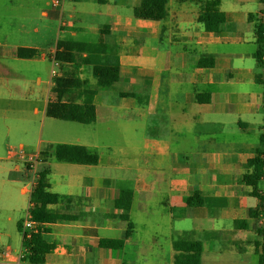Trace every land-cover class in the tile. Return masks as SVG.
<instances>
[{
  "label": "crops",
  "instance_id": "1",
  "mask_svg": "<svg viewBox=\"0 0 264 264\" xmlns=\"http://www.w3.org/2000/svg\"><path fill=\"white\" fill-rule=\"evenodd\" d=\"M54 2L45 3L48 9L42 16L61 18L50 38L55 43H91L98 51L102 39L117 47L118 82L110 90H98L93 100L96 119L89 125L106 130L129 116L132 137L131 150L124 154L104 130V140L95 145L61 143L97 153L96 165L54 161L49 153L39 159L49 167L48 190L71 198L49 207L72 217L43 225L47 231L42 238L54 248L40 264H174L172 241L185 233L207 247L200 264H259L254 243L262 242L255 227L262 187L259 181L253 187L243 179L254 173L250 161L263 151L259 56L264 46L256 34L262 0H168L163 8L142 6L141 0ZM206 11L226 14L227 19L218 30L207 31L199 19ZM103 29L108 30L101 34ZM49 30L41 21V40ZM83 31L98 36L91 41L77 38ZM66 34L72 38H63ZM18 47L40 49L39 44H20L12 55L39 60L18 58ZM0 56L5 57L1 49ZM85 67L90 66L77 65L78 76L92 84ZM56 71L63 76L60 64ZM51 77L52 72L49 89ZM22 81L23 106L47 118L49 94L39 110L30 99L27 78ZM5 92L11 104L12 84ZM62 100L82 103L84 96L67 92ZM39 143L38 151L43 148ZM35 176L21 189L27 201ZM122 189L132 192L128 210L115 206ZM193 192L201 196V206L185 205ZM4 245L9 256L0 251V264H16L24 249L22 237L0 234V247Z\"/></svg>",
  "mask_w": 264,
  "mask_h": 264
},
{
  "label": "rangeland",
  "instance_id": "2",
  "mask_svg": "<svg viewBox=\"0 0 264 264\" xmlns=\"http://www.w3.org/2000/svg\"><path fill=\"white\" fill-rule=\"evenodd\" d=\"M47 1L0 0V49L5 55V57L0 56V234L11 235L14 238L21 237L18 224L27 219V194H21V189L23 185L31 184L34 173L37 175L38 170L44 169L43 162L39 159L48 153L50 156L52 146L70 142L87 146L95 145L104 140L103 135L100 134L104 130L108 136L111 135V143L116 144L120 154L131 150L132 133H130L129 116L124 115L118 119L120 124L105 130L102 126L94 128L90 125L52 118L41 119V114L33 115L30 106H23L20 86L22 79L27 78L30 99L37 101L39 110H43L44 101L50 90L48 81L53 66L49 53L54 51L56 46L55 40L50 38L55 34L57 27H60L61 18H55L54 14H51L48 20L43 18L42 13L48 9V6L45 7ZM41 21H45L50 28L48 36L43 40L41 35H38ZM62 21L66 20L62 19ZM65 29L70 30V28ZM65 36L63 38H72L68 34ZM97 36L96 32L83 31L77 38L91 41ZM20 44H32L37 47L39 44L40 49L37 50L39 60L32 62L13 59L15 47ZM55 70H59V67ZM85 72V75L92 77L90 67H85ZM11 84L14 96L12 103L7 104L5 91L7 86L11 87ZM263 97L264 93L262 100ZM24 117L31 118L25 121L22 119ZM100 117L101 111L98 110V123L101 122ZM140 135L138 133V136ZM39 141L42 142L43 147L40 151H38L41 145ZM21 143L24 145L23 149L19 147ZM38 164H40L39 169ZM258 186L263 188L264 181L260 180ZM8 217L12 220H8ZM6 250V245L0 247L3 253Z\"/></svg>",
  "mask_w": 264,
  "mask_h": 264
},
{
  "label": "trees",
  "instance_id": "3",
  "mask_svg": "<svg viewBox=\"0 0 264 264\" xmlns=\"http://www.w3.org/2000/svg\"><path fill=\"white\" fill-rule=\"evenodd\" d=\"M75 2L78 0H74ZM168 0H141L142 6L163 8ZM55 18L57 16L54 15ZM200 21L204 24L207 31L218 30L220 25L227 19L226 14L219 12H203ZM108 29L100 31L105 33ZM257 37L261 35V27L256 32ZM98 51L94 49L91 43L78 41L58 40L56 42L55 51L50 55L57 61L63 70V76H52V85L49 90V98L46 104L45 116L60 121L75 122L82 125H89L95 122L96 112L93 100L99 91L110 90L119 79L120 62L117 56V47H112L99 41ZM36 48L18 47L16 56L22 59H32L39 57ZM85 54V56H81ZM260 61V56H259ZM71 66L66 67L65 66ZM77 65L90 66L91 74L94 78L91 84L87 79H81L78 76ZM63 66V67H62ZM79 92L84 96L82 103L63 101L62 97L67 92ZM50 157L54 161L96 165L98 163V154L88 150L81 145L73 144H57ZM255 166V171L252 175L244 176V183L255 187L257 182L261 180V162L259 157L250 161ZM43 170H39L35 178V183L29 195V204L27 213L31 222L29 238H26L22 233L21 223L18 224V230L22 237L23 246L25 249V257L32 264H40L43 262V255L50 252L54 245L47 244L42 234L47 231L43 227L45 224L66 222L72 219L67 213H61L58 210L49 206L60 202H70L71 198L50 192L49 184L46 176L49 172L48 166H43ZM132 192L122 189L115 200V206L128 210L131 205ZM185 205L201 206L202 198L198 192H193L184 199ZM209 234H214L210 232ZM264 242H255V250L259 257H263ZM173 248L176 252L174 256V264H200V254L207 249L204 241L191 238L187 233L179 235L172 241ZM239 247L238 250H243Z\"/></svg>",
  "mask_w": 264,
  "mask_h": 264
},
{
  "label": "built area",
  "instance_id": "4",
  "mask_svg": "<svg viewBox=\"0 0 264 264\" xmlns=\"http://www.w3.org/2000/svg\"><path fill=\"white\" fill-rule=\"evenodd\" d=\"M64 0H55L54 5L57 6L60 2ZM259 21L261 25V35H260V42L264 46V0H262V10L259 13ZM52 59V66H53V71H52V76L60 77L57 75V71L54 70L59 67V63ZM260 63L262 65L261 67V79L264 85V53L260 55ZM52 85H55V82H53ZM262 107L264 109V97L262 100ZM261 138H262V143H263V151L259 155V160L261 162V180L264 181V126L262 127L261 130ZM37 176V175H36ZM35 176V178H36ZM259 196V212L258 216L255 218V227L257 230L261 232V237L262 241L264 242V187L258 192ZM32 225L29 220V214L27 213V219L25 222L21 223V230L22 233L25 234L26 238H29V231L31 229ZM264 246V244H263ZM4 256H9L8 253H4ZM16 264H32L26 257H25V249H23L22 252L19 253L17 257V261L15 262ZM259 264H264V249H263V257L260 258Z\"/></svg>",
  "mask_w": 264,
  "mask_h": 264
}]
</instances>
